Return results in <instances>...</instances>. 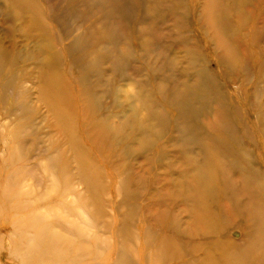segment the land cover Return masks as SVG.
I'll list each match as a JSON object with an SVG mask.
<instances>
[{"label":"rangeland","instance_id":"rangeland-1","mask_svg":"<svg viewBox=\"0 0 264 264\" xmlns=\"http://www.w3.org/2000/svg\"><path fill=\"white\" fill-rule=\"evenodd\" d=\"M258 208L264 0H0V264H264Z\"/></svg>","mask_w":264,"mask_h":264},{"label":"bare ground","instance_id":"bare-ground-1","mask_svg":"<svg viewBox=\"0 0 264 264\" xmlns=\"http://www.w3.org/2000/svg\"><path fill=\"white\" fill-rule=\"evenodd\" d=\"M86 1V0H85ZM220 141L227 147H233V140L230 139V137L225 134V133H221L219 136ZM229 146V147H228ZM220 151L217 152H212L211 154V158L208 160V167L211 169L210 173L206 175V177H204L203 179H206L203 183H202V190L205 192H210V191H222V189L224 190V186L222 185V183L220 182L221 180V171H222V167L220 164V161L218 160V155H219ZM210 188V189H209ZM253 218L256 219V224L258 227V231L256 232V238L258 239L257 241L264 245V236L260 233V229L264 226V214L263 212L258 208L254 214H253ZM228 259L230 260L229 264H240V260H235L233 255H231L230 253H226Z\"/></svg>","mask_w":264,"mask_h":264}]
</instances>
